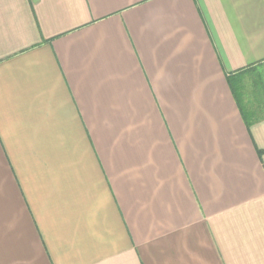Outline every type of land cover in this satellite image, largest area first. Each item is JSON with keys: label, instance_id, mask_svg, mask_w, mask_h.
<instances>
[{"label": "crops", "instance_id": "0c3cea01", "mask_svg": "<svg viewBox=\"0 0 264 264\" xmlns=\"http://www.w3.org/2000/svg\"><path fill=\"white\" fill-rule=\"evenodd\" d=\"M264 0H0V264H264Z\"/></svg>", "mask_w": 264, "mask_h": 264}, {"label": "trees", "instance_id": "16d2710c", "mask_svg": "<svg viewBox=\"0 0 264 264\" xmlns=\"http://www.w3.org/2000/svg\"><path fill=\"white\" fill-rule=\"evenodd\" d=\"M262 66H251L228 77L230 89L247 127L264 117V73Z\"/></svg>", "mask_w": 264, "mask_h": 264}, {"label": "rangeland", "instance_id": "374dc122", "mask_svg": "<svg viewBox=\"0 0 264 264\" xmlns=\"http://www.w3.org/2000/svg\"><path fill=\"white\" fill-rule=\"evenodd\" d=\"M262 71H263L262 73H264V67L262 68Z\"/></svg>", "mask_w": 264, "mask_h": 264}]
</instances>
